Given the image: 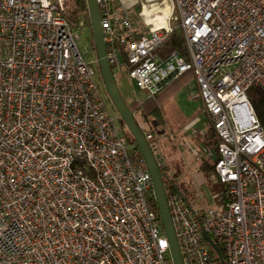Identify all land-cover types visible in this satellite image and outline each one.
<instances>
[{
  "label": "built area",
  "instance_id": "2783aa9c",
  "mask_svg": "<svg viewBox=\"0 0 264 264\" xmlns=\"http://www.w3.org/2000/svg\"><path fill=\"white\" fill-rule=\"evenodd\" d=\"M67 1L0 0V264H174L151 176L108 111L90 19L73 25ZM97 3L116 80L126 69L149 100L190 74L187 99L218 136L226 202L199 209L166 183L184 264H222L205 234L225 264H264V129L248 96L264 92V0ZM174 34L185 54L163 58Z\"/></svg>",
  "mask_w": 264,
  "mask_h": 264
},
{
  "label": "rangeland",
  "instance_id": "374dc122",
  "mask_svg": "<svg viewBox=\"0 0 264 264\" xmlns=\"http://www.w3.org/2000/svg\"><path fill=\"white\" fill-rule=\"evenodd\" d=\"M68 2L69 0L67 5ZM89 19L83 20L88 22ZM79 47L85 57H90L89 36L81 37ZM117 82L127 100L132 98L140 102L148 100L147 95L132 84L126 69L120 78H117ZM192 87L194 86L191 83L188 89ZM186 90L184 87L172 95L163 97L159 101L160 109L156 116L151 115L148 121L141 116H137V119L145 132L153 136L157 159L163 166L166 164L165 172L175 182L188 203L199 209H218L221 205L218 194L222 193L225 185L220 182L211 167L214 166L216 158L214 144L209 142L206 148H202L203 140L199 134V131L206 133V140L211 141L213 139L211 125L201 108V103L189 101ZM104 94L110 115L125 134L128 129L121 122L105 88ZM195 148L197 149L192 151ZM207 152H210L211 156H207Z\"/></svg>",
  "mask_w": 264,
  "mask_h": 264
},
{
  "label": "water",
  "instance_id": "95a60500",
  "mask_svg": "<svg viewBox=\"0 0 264 264\" xmlns=\"http://www.w3.org/2000/svg\"><path fill=\"white\" fill-rule=\"evenodd\" d=\"M89 17L92 26V33L96 49L99 74L108 97L124 122L126 128L134 138L140 154L142 155L146 169L149 172L153 184V196L157 203L160 220L169 242L170 256L174 264H184L175 232L168 198L166 194V183H170L181 194L179 188L168 174L163 170L156 157L154 149L147 138L145 130L140 125L137 117L130 109V106L120 91L118 82L107 57L105 37L101 26V13L97 0H87ZM182 195V194H181ZM211 248L220 256L221 263L225 264L221 251L212 241L210 236L205 234Z\"/></svg>",
  "mask_w": 264,
  "mask_h": 264
},
{
  "label": "trees",
  "instance_id": "16d2710c",
  "mask_svg": "<svg viewBox=\"0 0 264 264\" xmlns=\"http://www.w3.org/2000/svg\"><path fill=\"white\" fill-rule=\"evenodd\" d=\"M66 16L68 20L73 24V25H78L79 22L83 19L88 20L89 17V9H88V2L87 0H69L68 5H67V11H66ZM179 49L183 54H185L186 48L184 44V39L180 34H174L170 37V39L163 45V47L158 51L163 58H166L168 54H170L173 50ZM191 80V75H186L182 79L178 80L177 82L173 83L169 87H167L162 94H160L157 98L155 99H149L144 102H139L135 98H132L130 100L126 101L128 102L130 109L133 111L135 116H141L144 118L145 121H148V118L152 116H156L157 112L159 111V101L163 98L166 97L167 95H172L181 89H183ZM249 99L255 109L256 115L264 129V92L262 89L256 87V88H251L248 92ZM124 124L123 121H121ZM126 129V128H125ZM210 132L212 133V141L211 143L215 144V150H216V158H215V164L219 159L218 155V145H219V139L214 130L210 127ZM149 134V133H146ZM125 136L128 140V143L131 147L130 155H131V161L132 164L136 167H141L146 169L145 163L143 161L142 155L139 152V149L137 147V144L130 134L128 130L125 132ZM153 149V140L150 141ZM155 152V149H154ZM215 164L214 166H211L214 171H215ZM163 170L165 171L164 167H162ZM227 193H228V187L224 186V189L222 193L218 196L220 197V202L224 203L227 201ZM151 207L159 217L160 221V226L162 231H164L160 216H159V210L157 203L153 198H151ZM218 247L221 249V245H218Z\"/></svg>",
  "mask_w": 264,
  "mask_h": 264
},
{
  "label": "crops",
  "instance_id": "0c3cea01",
  "mask_svg": "<svg viewBox=\"0 0 264 264\" xmlns=\"http://www.w3.org/2000/svg\"><path fill=\"white\" fill-rule=\"evenodd\" d=\"M140 102V101H139ZM200 102V101H199ZM201 108H202V106H201ZM206 117H207V115H206ZM208 118V117H207ZM211 125V124H210ZM211 128H212V126H210ZM213 129V128H212ZM199 131V130H198ZM199 134H201V139L203 140V143H201L202 144V148L204 147V148H206L207 147V144L210 142L211 143V141H207L206 139H207V134L205 133L204 134V132L203 133H201L200 131H199ZM214 146H215V144H214ZM200 148V147H199ZM197 148H195V149H192V151L193 150H196ZM206 151V150H205ZM216 151V150H215ZM211 154L210 152H207V154ZM208 156V155H207ZM211 156V155H210ZM192 157V156H191ZM161 162V161H160ZM164 167H166V164L164 163Z\"/></svg>",
  "mask_w": 264,
  "mask_h": 264
}]
</instances>
